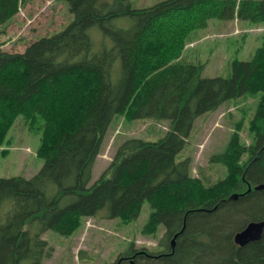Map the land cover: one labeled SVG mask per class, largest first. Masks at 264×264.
Instances as JSON below:
<instances>
[{"label":"trees","instance_id":"1","mask_svg":"<svg viewBox=\"0 0 264 264\" xmlns=\"http://www.w3.org/2000/svg\"><path fill=\"white\" fill-rule=\"evenodd\" d=\"M29 1L0 0V34ZM62 1L73 14L62 30L23 52L0 43V154H8L10 130L22 118L41 135L37 154L45 159L32 177H0V264H47L54 252L47 231L69 235L83 218L99 216L133 222L146 202L145 228L164 227V248L131 243L124 261L107 264H264V235L244 246L234 240L264 219V188H255L264 183V35L249 59L232 60L228 77L205 76V63L183 56L212 19L237 20L244 29L251 23L264 33V0H160L137 8L129 0ZM117 17L131 24L118 26ZM94 27L113 46L96 50ZM246 94H260L249 120L252 143L242 142L239 122L211 158L226 167L225 177L211 184L193 176L191 156L179 155L196 120ZM120 114L170 126L157 140H124L92 182L103 139Z\"/></svg>","mask_w":264,"mask_h":264},{"label":"rangeland","instance_id":"2","mask_svg":"<svg viewBox=\"0 0 264 264\" xmlns=\"http://www.w3.org/2000/svg\"><path fill=\"white\" fill-rule=\"evenodd\" d=\"M160 0H129L133 7L151 6ZM73 19L67 1L31 0L21 6L19 13L1 27V48L9 52H23L36 39L62 30ZM115 23L127 27L131 20L127 17L115 18ZM237 20L223 22L212 19L207 28L186 45L184 58L188 61L205 63V76L232 74L231 62L238 58L247 60L263 42V32L254 31L253 24H244ZM235 24V26H234ZM264 27V23L261 24ZM250 27V28H249ZM239 28V29H238ZM247 33H242L243 31ZM252 30V31H251ZM90 34L96 50L105 44L113 46V41L106 37L100 28L94 27ZM260 94H246L224 102L216 111L200 116L187 139L180 158L191 156V172L207 183L217 182L227 174L221 163L211 162L214 154L225 150L242 122L239 130L242 142L250 145L253 134L249 131V120L256 111ZM170 122L158 119H129L125 114L117 115L110 123L103 139L100 153L93 168L94 182L110 165L119 145L130 137L157 140L168 131ZM41 135L31 131L22 118H18L10 130V142L6 145L8 154H0V177L24 175L32 177L43 166L45 159L37 151ZM151 213L146 202L139 218L125 223L121 218L105 217L83 218L82 224L71 234L62 235L49 230L44 234L54 252L46 258L47 264H107L124 256L132 243L135 249L161 251L165 243L163 226L154 233L145 228ZM168 242V241H167ZM82 251V252H81ZM87 251V252H86Z\"/></svg>","mask_w":264,"mask_h":264},{"label":"water","instance_id":"3","mask_svg":"<svg viewBox=\"0 0 264 264\" xmlns=\"http://www.w3.org/2000/svg\"><path fill=\"white\" fill-rule=\"evenodd\" d=\"M255 188L256 189L264 188V183L257 185ZM251 190H252V187L249 186L248 191H251ZM231 197L237 198L238 194H233ZM180 232L177 233L172 240L173 250L175 248L176 238L179 236ZM263 235H264V219L259 220V221L249 222L245 228L235 233L234 240L236 244H238L239 246H244L250 242L259 241L263 237Z\"/></svg>","mask_w":264,"mask_h":264},{"label":"flooded vegetation","instance_id":"4","mask_svg":"<svg viewBox=\"0 0 264 264\" xmlns=\"http://www.w3.org/2000/svg\"><path fill=\"white\" fill-rule=\"evenodd\" d=\"M119 261L121 262V261H124V257H120L119 258Z\"/></svg>","mask_w":264,"mask_h":264},{"label":"bare ground","instance_id":"5","mask_svg":"<svg viewBox=\"0 0 264 264\" xmlns=\"http://www.w3.org/2000/svg\"><path fill=\"white\" fill-rule=\"evenodd\" d=\"M122 111V110H121ZM87 252V251H86Z\"/></svg>","mask_w":264,"mask_h":264},{"label":"crops","instance_id":"6","mask_svg":"<svg viewBox=\"0 0 264 264\" xmlns=\"http://www.w3.org/2000/svg\"><path fill=\"white\" fill-rule=\"evenodd\" d=\"M227 23V22H226Z\"/></svg>","mask_w":264,"mask_h":264}]
</instances>
